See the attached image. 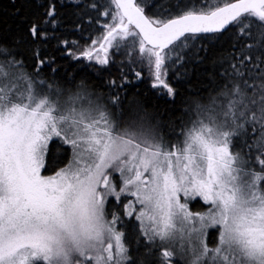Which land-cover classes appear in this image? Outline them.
<instances>
[{"label": "snow or ice", "instance_id": "obj_1", "mask_svg": "<svg viewBox=\"0 0 264 264\" xmlns=\"http://www.w3.org/2000/svg\"><path fill=\"white\" fill-rule=\"evenodd\" d=\"M53 41L82 67L50 88ZM0 264H264V0H9Z\"/></svg>", "mask_w": 264, "mask_h": 264}, {"label": "trees", "instance_id": "obj_2", "mask_svg": "<svg viewBox=\"0 0 264 264\" xmlns=\"http://www.w3.org/2000/svg\"><path fill=\"white\" fill-rule=\"evenodd\" d=\"M179 2L181 5H187L191 7H200L203 3L207 2L208 4H222L223 0H162L163 4H169V3H176ZM9 5V0H0V9L5 8ZM247 24L248 21H245ZM98 35V33H95L93 31V38ZM69 39H77L78 37H69ZM80 45H83V41H78ZM37 50L41 51L42 55L46 58H55V64L52 65L53 68H58L59 72L53 76V73L51 70H46L45 72H42L40 77H38V80L45 81L51 88H55L57 86L63 85V81H61L59 78L62 76L65 71L71 76L76 70L82 65L74 64L73 61L75 57L68 56V49H63L62 51H56V42L53 41L51 45L48 44H37L36 45ZM73 52H77V48L73 47L71 49ZM67 57V58H65ZM84 63H87L85 61ZM134 70L139 71V67H135ZM95 75L91 77V83L92 84H99L100 83V73L97 72L95 69L92 70ZM107 74H105L106 76ZM146 75V73H145ZM135 82V81H134ZM136 87L134 89L129 90V97L137 96L138 99L143 101L149 108H152L155 105H159V110L163 112L166 108L167 109H176L175 112L176 116L182 115V110L186 108V105L182 102L181 97H176V103L173 104H165L164 99L162 98V90L160 89H151L150 88V82L145 81L144 83L135 82ZM193 84H195V80L193 79ZM185 87H192V85H186ZM167 115H172V113H168ZM167 115L165 116V120L167 121ZM169 126L165 127L162 131V134L165 136V139L170 141L172 144H178L183 140L182 136H178L181 129L179 126H176L175 124L168 122ZM190 126V125H189Z\"/></svg>", "mask_w": 264, "mask_h": 264}, {"label": "rangeland", "instance_id": "obj_3", "mask_svg": "<svg viewBox=\"0 0 264 264\" xmlns=\"http://www.w3.org/2000/svg\"><path fill=\"white\" fill-rule=\"evenodd\" d=\"M51 88V87H50ZM45 94H47V93H45ZM45 175H48V174H50V173H44Z\"/></svg>", "mask_w": 264, "mask_h": 264}]
</instances>
